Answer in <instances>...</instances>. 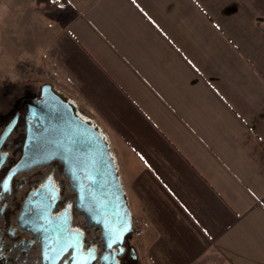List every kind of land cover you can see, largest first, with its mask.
I'll use <instances>...</instances> for the list:
<instances>
[{
	"label": "crops",
	"instance_id": "0c3cea01",
	"mask_svg": "<svg viewBox=\"0 0 264 264\" xmlns=\"http://www.w3.org/2000/svg\"><path fill=\"white\" fill-rule=\"evenodd\" d=\"M5 55L100 129L142 264H264V0H0Z\"/></svg>",
	"mask_w": 264,
	"mask_h": 264
},
{
	"label": "flooded vegetation",
	"instance_id": "af4514ba",
	"mask_svg": "<svg viewBox=\"0 0 264 264\" xmlns=\"http://www.w3.org/2000/svg\"><path fill=\"white\" fill-rule=\"evenodd\" d=\"M41 99L29 87L0 99V264H142L123 218L86 210L77 179L45 156Z\"/></svg>",
	"mask_w": 264,
	"mask_h": 264
},
{
	"label": "water",
	"instance_id": "95a60500",
	"mask_svg": "<svg viewBox=\"0 0 264 264\" xmlns=\"http://www.w3.org/2000/svg\"><path fill=\"white\" fill-rule=\"evenodd\" d=\"M38 90L43 106L38 116L46 127L41 139L45 156L58 160L68 178L77 179L86 210L93 205L98 217H122L128 228L125 234L133 235L134 218L111 150L100 129L83 118L50 82H45ZM90 190L91 197L88 196Z\"/></svg>",
	"mask_w": 264,
	"mask_h": 264
},
{
	"label": "rangeland",
	"instance_id": "374dc122",
	"mask_svg": "<svg viewBox=\"0 0 264 264\" xmlns=\"http://www.w3.org/2000/svg\"><path fill=\"white\" fill-rule=\"evenodd\" d=\"M0 58V65H4L8 68V66L10 65L9 56H0ZM14 60L15 58L12 60L13 62L11 63V66L18 62L20 64H18L17 67H21L24 70L23 60L21 62H19V59L16 61ZM23 70L19 72L20 75L18 73H15L14 75V73L11 72V76L8 73H2L0 71V99L5 96L19 93L20 90L25 87L36 90L39 88V86L47 82L46 79L42 78L39 70H37L36 72L28 73L27 75L24 74Z\"/></svg>",
	"mask_w": 264,
	"mask_h": 264
},
{
	"label": "built area",
	"instance_id": "2783aa9c",
	"mask_svg": "<svg viewBox=\"0 0 264 264\" xmlns=\"http://www.w3.org/2000/svg\"><path fill=\"white\" fill-rule=\"evenodd\" d=\"M134 226H135V233L136 234L141 233V225H140V222L138 220L134 221Z\"/></svg>",
	"mask_w": 264,
	"mask_h": 264
},
{
	"label": "snow or ice",
	"instance_id": "6c2138e0",
	"mask_svg": "<svg viewBox=\"0 0 264 264\" xmlns=\"http://www.w3.org/2000/svg\"><path fill=\"white\" fill-rule=\"evenodd\" d=\"M53 3L56 4V0H53ZM58 8L63 9L64 8V4L60 3L57 5Z\"/></svg>",
	"mask_w": 264,
	"mask_h": 264
}]
</instances>
